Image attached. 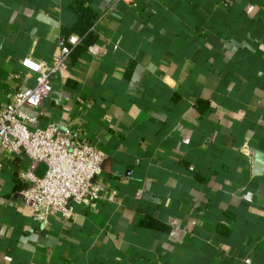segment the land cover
Returning <instances> with one entry per match:
<instances>
[{
    "label": "crops",
    "instance_id": "1",
    "mask_svg": "<svg viewBox=\"0 0 264 264\" xmlns=\"http://www.w3.org/2000/svg\"><path fill=\"white\" fill-rule=\"evenodd\" d=\"M74 1L0 0V105L35 85L23 58L60 55ZM91 7L96 43L31 113L103 153L113 197L40 217L31 159L0 150V264H264V0Z\"/></svg>",
    "mask_w": 264,
    "mask_h": 264
},
{
    "label": "built area",
    "instance_id": "2",
    "mask_svg": "<svg viewBox=\"0 0 264 264\" xmlns=\"http://www.w3.org/2000/svg\"><path fill=\"white\" fill-rule=\"evenodd\" d=\"M78 41L71 35L67 43L63 42L60 55L51 65L23 58L22 66L36 76L35 85L19 89L0 105V150L23 151L31 159L30 167L21 172L26 187L20 194L40 217L54 211L69 219L73 202L89 204L113 197L101 191L95 181L102 173L103 153L70 129L62 131L56 124L37 127V117L31 113L54 94L53 77L69 67L72 47ZM39 162L46 165L41 177L35 173ZM245 262L252 264L250 258Z\"/></svg>",
    "mask_w": 264,
    "mask_h": 264
},
{
    "label": "trees",
    "instance_id": "3",
    "mask_svg": "<svg viewBox=\"0 0 264 264\" xmlns=\"http://www.w3.org/2000/svg\"><path fill=\"white\" fill-rule=\"evenodd\" d=\"M92 2L93 0H75L72 7L77 14V20L71 27L63 30L64 43L68 42L71 34H77L81 38V42L72 47V57H78L83 50L95 44L98 39L95 24L99 14L91 7Z\"/></svg>",
    "mask_w": 264,
    "mask_h": 264
},
{
    "label": "water",
    "instance_id": "4",
    "mask_svg": "<svg viewBox=\"0 0 264 264\" xmlns=\"http://www.w3.org/2000/svg\"><path fill=\"white\" fill-rule=\"evenodd\" d=\"M37 169H38L37 171L38 176L40 177L43 176L45 169H46L45 163L44 162L37 163Z\"/></svg>",
    "mask_w": 264,
    "mask_h": 264
}]
</instances>
